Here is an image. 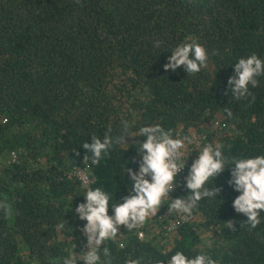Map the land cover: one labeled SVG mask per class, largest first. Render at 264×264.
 I'll return each mask as SVG.
<instances>
[{"label":"trees","instance_id":"1","mask_svg":"<svg viewBox=\"0 0 264 264\" xmlns=\"http://www.w3.org/2000/svg\"><path fill=\"white\" fill-rule=\"evenodd\" d=\"M192 39L208 49L207 66L194 75L183 66L165 71L175 46ZM253 53L264 59V0H0V264H63L70 252L83 253L82 221L66 209L70 201L83 202V194H68L59 207L45 172L29 171L27 159L8 161L9 150L21 142L9 128L25 122L18 118L32 121L22 146L33 156L62 152L76 159L90 156L82 146L93 137L115 139L126 123L138 135L141 127L157 124L205 133L219 122L229 130L213 128L205 141L219 143L231 167L233 158L264 155V76L240 99L228 85L233 65ZM123 147L114 143L99 165H91L93 188L111 196L131 191L125 170L135 167L127 161L136 153ZM229 177L225 170L207 182L221 188L219 196L198 201V216L190 222L179 224L177 211L160 207L157 232L146 219L128 229L124 249L104 241L102 262L167 264L183 251L205 253L217 264H264V212L255 228L235 212L238 193ZM185 190L177 185L170 195L186 196ZM171 221L177 226L167 234ZM141 227L150 240L135 238Z\"/></svg>","mask_w":264,"mask_h":264},{"label":"clouds","instance_id":"2","mask_svg":"<svg viewBox=\"0 0 264 264\" xmlns=\"http://www.w3.org/2000/svg\"><path fill=\"white\" fill-rule=\"evenodd\" d=\"M160 46V42L157 41L156 47ZM208 60V49L192 39L190 43L175 46L168 56L164 70L176 71L183 66L185 73L194 75L207 66ZM233 66L234 75L228 80L232 95L236 99L250 96L249 85L257 87L259 84L257 77L264 76V59L253 53L248 57L239 58ZM231 115V111H228V116ZM27 117L18 118L25 119V122L9 127L12 135L16 139H21L20 143H14L15 148L9 150L7 154L9 163L18 165L22 159H27L30 162L29 171L45 172L47 188H54L58 192L59 199L55 200L54 204L59 207L62 201L65 203L68 201V194H83V202L80 203L78 200L75 206V203L70 201V205L66 206L67 212L74 220L84 222L80 223L78 237L83 253L70 252L64 258L63 264H109L108 261L101 260L100 249L103 242L114 240L120 249H124L128 239L126 232L142 226L146 219L149 220L153 232H157L160 227L156 223L162 220L158 213L160 207L167 208L169 212L177 211L175 221L179 224L190 222L198 216L199 211L196 207L198 201L219 196L221 188L217 186L208 188L206 184L212 178L217 179L225 170H230L228 185L238 193L232 205L235 212L244 214L253 228L261 222L260 215L264 212V155L233 158L231 167H226L227 159L219 143L217 146L216 142L214 147L212 141H205L207 132L213 128L221 132L228 131V126L224 124L215 122L205 133L193 129L184 133L181 127L163 130L157 124L141 127L139 134L134 135L126 123L124 134L115 139L106 133L103 139L93 137L90 143L82 146L90 153V156L86 157L89 163L86 159H76L73 155L68 157L69 155H63L62 152L54 154L53 158L46 153L33 156L34 151L22 146L28 123L32 122L27 120ZM2 123L7 124L5 117L2 118ZM137 137L142 139H135ZM1 141L0 137V147L4 144ZM114 143H118V147L120 144L121 149L127 146L126 152L134 148L136 153L131 161H127V165L131 163L135 167L126 166L125 172L130 180L131 191L127 189V195L124 196L118 193L111 196L100 187H92L96 181L92 166L99 165L108 156ZM177 185H182L186 189L188 194L184 195L185 197L170 195L176 190ZM176 226L171 221L165 227V232L167 234L172 232ZM59 227L63 228V225ZM134 234L139 242L150 240L147 229L142 227L134 231ZM109 255V250L104 248L103 256ZM126 264H141V261L128 259ZM167 264H217V262L205 253L188 256L183 251H177Z\"/></svg>","mask_w":264,"mask_h":264},{"label":"built area","instance_id":"3","mask_svg":"<svg viewBox=\"0 0 264 264\" xmlns=\"http://www.w3.org/2000/svg\"><path fill=\"white\" fill-rule=\"evenodd\" d=\"M185 218H187V217H183V219H185Z\"/></svg>","mask_w":264,"mask_h":264}]
</instances>
